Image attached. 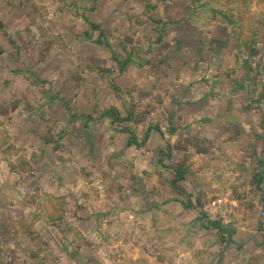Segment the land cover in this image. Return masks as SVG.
I'll return each instance as SVG.
<instances>
[{
  "label": "rangeland",
  "instance_id": "1",
  "mask_svg": "<svg viewBox=\"0 0 264 264\" xmlns=\"http://www.w3.org/2000/svg\"><path fill=\"white\" fill-rule=\"evenodd\" d=\"M1 1L6 2V5L0 4V17L7 24L19 26L16 32L18 34L12 39L14 44L19 43L27 48V52L25 51L20 59L25 57L26 61L34 63L29 75L32 82L59 101V108H52L54 111L60 109L83 115L85 118H98L103 111L113 109L122 117H131L128 122L111 126L106 124L110 123L109 119L94 122L92 141L99 157L104 154L108 159V169L103 173L105 179L111 181L107 184L108 191L114 194L122 193L125 187L122 190V184L116 183L118 177L127 174L131 176L132 183L128 184L129 192L126 198L118 197L116 201L120 199L118 204L122 205V209L138 208L140 214L137 216L140 222L131 233L125 235L120 228L119 216L104 213L100 214L103 216V227L98 223V229H92L90 233V226L86 224H80L79 230L53 229L52 232L47 231L50 236L47 235L45 243L38 231L26 230L19 235L16 228H8L5 223L4 228L0 230V264H181L185 253L195 255L193 264H215V251L220 249L222 253L229 252L227 249L231 244L225 245L228 239L223 240L219 234L210 233L204 228L206 221L202 218L203 214L208 219L212 217L214 222L223 221L225 217L216 215L219 202L217 201L216 205L215 199L220 197L221 193L217 186L212 184L213 181L205 182L204 176L199 178L197 167H193L189 181L187 180L184 186L192 190L195 180H202L200 196L190 194L189 199H180V196L174 199L193 203L190 209H193L198 218L191 223L180 225L178 230L176 229L178 237L175 246L168 244L171 237L168 236L165 225L172 211L162 209L168 205L162 203L166 201L169 193L163 194L160 191L162 194L158 195L153 192L152 185L155 186L157 176L159 181L163 180L162 186L170 188L167 181L175 177V171L171 167L176 165L175 161L164 159L161 163L168 169L158 170L157 157L160 154L146 156L144 153L143 162L147 164L143 163L144 170H139V183L134 179L135 157L131 158L133 154L129 155L132 159L130 161L123 152L130 135H124L121 130L130 124L129 127L137 137H141V141L146 138L145 134L152 126L158 127L162 134L170 135V128L162 116L165 113L162 107L158 116L151 118V112L156 110L157 105L164 104V101L158 103L157 92L160 87L155 82V76L163 69L166 60L178 56L173 53L177 45L183 41L186 48L197 49L196 39L204 38V34L211 36L207 40L216 44L213 48L229 46L232 43L235 45L236 39L242 59H246L242 54L244 50H241L245 48L244 43L251 45L248 49L251 51L249 62L255 84L259 85V104H262L257 109L264 110V74L260 72L262 67L264 69V0H62L58 3L51 0L53 2L46 6H35L32 0H8L10 4L7 0ZM85 19L98 23L99 30L90 29ZM28 21L32 23L31 28H27L30 25ZM44 21L47 22L43 23ZM87 27L88 30L85 31ZM59 32L61 34L57 36L54 34ZM198 33L202 36L199 37ZM69 48L71 51L73 48L75 52H72L71 60V55L67 53ZM229 50L227 49L226 53L228 52L230 57L232 53L230 54ZM219 53L221 55V52ZM221 57L222 62H228L226 55ZM129 59L131 63L125 65ZM70 61L78 63L74 69H71ZM196 61L191 60L195 64ZM40 67L44 70L38 76ZM38 77L45 80L42 81ZM61 99L67 102L62 104ZM79 120L85 122L84 124L90 122L83 117ZM53 130V138H67L69 142L71 137H67L65 127L61 130L63 137L61 133H57V128ZM76 136L78 144H85V138H79L80 132H77ZM72 141L75 142V138ZM108 141L113 146L110 150ZM106 145L107 147L103 148ZM79 148L82 154L86 152V148L82 150L81 145ZM160 156L167 157L166 154ZM203 170L205 169L202 168L201 171ZM218 173L216 169L213 173L209 171L212 175L210 177L214 179H217ZM248 184L249 189L251 187L250 183ZM256 185H259V181ZM205 187H211V190H204ZM258 188L257 194L260 193L261 196L247 200V203L251 202V208L257 210L259 220H264L263 181ZM94 189L97 196L100 189ZM195 191L197 192L198 188ZM235 198L245 201L240 196ZM176 203L183 207L180 206L181 203ZM154 204H158V207ZM238 206L235 208L238 209ZM155 223L158 225L154 226ZM158 226L163 230L155 229ZM260 227L261 224L257 229ZM12 231L15 235L13 238L6 235ZM199 232L206 233L202 250L195 248L198 238H202ZM56 239H59V242ZM10 240L14 245L9 243ZM140 251L156 254L158 261L151 263L147 259L135 260V255ZM197 257H200V261ZM184 263L192 264L188 260H184Z\"/></svg>",
  "mask_w": 264,
  "mask_h": 264
},
{
  "label": "crops",
  "instance_id": "2",
  "mask_svg": "<svg viewBox=\"0 0 264 264\" xmlns=\"http://www.w3.org/2000/svg\"><path fill=\"white\" fill-rule=\"evenodd\" d=\"M32 1L35 6H46L53 2ZM54 1L58 3L62 0ZM7 3L10 4V1L7 0ZM0 4L6 5V2L0 0ZM0 18V230L6 223V227L16 228L19 235L26 230L38 231L45 243L47 235L50 236L47 231L76 230L80 224H86L90 226V233L92 229H98V223L103 227V216L100 214L112 213L119 216L122 232L125 235L131 233L140 222L137 216L140 210L122 209V205L118 204L120 199L116 201L118 197L126 198L129 192L128 184L132 183L131 176L127 174L118 177L116 183L122 184V190L125 187L122 193L114 194L108 191L107 184L111 181L103 176L108 169V159L104 154L99 157L94 150V122L84 124L85 122L76 120L68 124V112L52 109L59 108V101L32 82L29 75L34 63L26 61L25 57L20 59V56L27 52V48L19 43L15 45L12 40L18 34L16 32L19 26L7 24ZM85 20L90 29L99 30L98 23L91 22L90 19ZM28 22L30 25L27 28H31L32 23ZM45 22L47 21L43 23ZM87 30L88 27L85 31ZM54 34L57 36L61 33ZM198 34L199 37L202 36ZM203 37L196 39L198 50L186 48L180 40L181 44L177 45L173 52L178 56L166 60L163 69L155 76V82L160 87L157 92L158 103L164 101V104L157 105L156 110L151 112V118H156L162 107L165 112L162 116L169 128L174 130V134L164 135L158 127L152 126L145 143L140 140V136L135 135L137 141L143 143L142 146L130 145L128 139L123 152L126 157L132 154L131 158L135 157L134 179L140 183L139 170H144L143 163L147 164L143 162V154L167 155L169 147L172 156L163 158L159 155L156 168H167L161 163L167 158L175 161L176 165H171L173 169L178 165L183 166L187 175L177 186L187 195L200 196L202 191V180L196 179L192 190L184 186L191 170H194L193 167H197L199 178L204 176L205 182L213 181L212 184L217 186L221 193L220 197L217 194L218 198L215 199L216 205L217 201L219 202L216 215L225 217V220L215 222L220 223L221 230L210 228L208 231L217 234L220 232L218 236L223 240L228 239L225 245L231 244L227 249L228 253H222L220 249L215 251V264H264V220H259L257 210L251 208V202L247 203V200L251 201L260 195L257 194V181L264 182V110L257 109L262 104H259V85L255 84L249 62L251 51L248 49L251 45L244 43L245 48L241 50H244L242 54L246 59H242L236 39L235 45L232 43L233 46L221 45L213 48L216 44L207 40L211 36L204 34ZM227 49H230L232 56L229 57L228 52L226 53ZM72 52L75 53L73 48L72 51L69 48L67 53L73 55ZM219 52L222 56L226 55L228 62H222ZM75 57L78 58L77 55ZM191 60H197L196 64ZM70 62L71 69L78 64ZM42 70L44 68L38 69V76ZM260 70L264 74L263 67ZM38 78L45 80L43 77ZM64 101L66 100H60L62 104ZM106 124L111 126L110 123ZM129 126L127 128L132 129ZM64 127L68 132L67 137H71L69 142L67 138H53V128H57L59 134ZM77 132L81 133L79 138H85V144L83 140V144H78ZM74 138L75 142L72 141ZM107 143L110 150L113 146L109 141ZM80 145L82 150L86 148L83 154ZM106 147L107 145L103 148ZM131 158L128 157L130 161ZM202 168L205 170L201 171ZM215 169L219 172L217 179L209 174V171L213 173ZM171 181H167L170 188L166 189V186L161 184L163 180L159 181L156 176L155 186L152 185L153 192L158 195L169 193L166 201L179 197L170 186ZM248 183L251 187L249 189ZM95 187L100 189L97 196L94 193ZM197 188L199 192L195 191ZM210 188L205 187L204 190L210 191ZM239 196L245 201L235 198ZM182 198L180 196V199ZM178 205L171 202L167 207H162L172 211L165 230L171 237L168 244L174 246L178 237L176 229L198 218L193 209L181 208ZM96 214L99 216H95ZM176 214H180V218L175 216ZM209 220L214 222L212 217ZM259 224L261 227L257 229ZM157 225L158 223L154 224ZM155 229L163 230L159 226ZM13 231L6 235L13 238ZM199 233L202 238H198L195 248L202 250L206 233ZM53 236L57 238L56 235ZM56 241L59 242V239ZM9 243L14 245L11 240ZM194 256L185 253L184 260L193 264ZM134 258L147 259L151 263L158 261L156 254H145L144 251L137 253ZM184 260L181 264H185ZM197 260L200 261V257H197Z\"/></svg>",
  "mask_w": 264,
  "mask_h": 264
},
{
  "label": "trees",
  "instance_id": "3",
  "mask_svg": "<svg viewBox=\"0 0 264 264\" xmlns=\"http://www.w3.org/2000/svg\"><path fill=\"white\" fill-rule=\"evenodd\" d=\"M222 9H225L224 7H222ZM131 63V59L127 60L125 65H129ZM68 112V115H69V118L67 120V123L68 124H71L73 122H75L76 120H79L81 117H83L84 119H86V121H90V122H96L98 120L102 121L104 119H109L110 120V124L114 125L115 123H125V122H128L131 120V117L128 116V117H122L117 111L113 110V109H109V110H105L101 113V115L98 117V118H92V117H84L83 115H76V114H73L72 112L70 111H67ZM152 128H150L148 130V132L145 134L146 138L143 140V143L146 142L147 138H148V135H149V132ZM121 133H125V134H129L130 135V140H129V144L130 145H133V144H136L138 147L142 146L143 143H139L135 137V134L134 132L132 131V129L130 128H124L121 130ZM170 134L173 135L174 134V130L171 128L170 129ZM168 151V154L167 156L168 157H171L172 156V153L170 152L171 149L168 147L167 149ZM175 171V178L170 182V186L172 187L173 191L176 192V194H178L179 196L181 197H184L186 199H189V195L183 193L177 186V184L179 182H182L185 180V177L187 175V170L181 166V165H178L176 167V169H174ZM261 180L259 181V186L261 185ZM171 202H179L183 205V207L185 209H190L193 207V203L189 202V203H185L184 201H181L179 199H172V200H167L165 201L163 204H169ZM156 207H158V204H154ZM205 221H206V224H205V229L206 230H209L210 228H218L219 230H221V225L220 223H215V222H212L211 220H209L207 218V216L205 214H203V217H202ZM220 235V232L218 233Z\"/></svg>",
  "mask_w": 264,
  "mask_h": 264
}]
</instances>
